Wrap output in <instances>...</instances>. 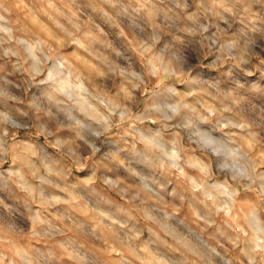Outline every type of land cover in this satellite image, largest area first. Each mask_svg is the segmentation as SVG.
Listing matches in <instances>:
<instances>
[{
    "label": "rangeland",
    "instance_id": "obj_1",
    "mask_svg": "<svg viewBox=\"0 0 264 264\" xmlns=\"http://www.w3.org/2000/svg\"><path fill=\"white\" fill-rule=\"evenodd\" d=\"M0 264H264V0H0Z\"/></svg>",
    "mask_w": 264,
    "mask_h": 264
}]
</instances>
